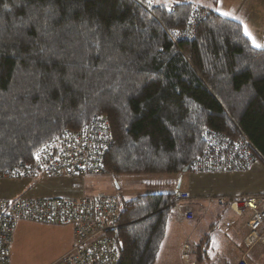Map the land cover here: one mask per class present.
<instances>
[{"label":"trees","instance_id":"1","mask_svg":"<svg viewBox=\"0 0 264 264\" xmlns=\"http://www.w3.org/2000/svg\"><path fill=\"white\" fill-rule=\"evenodd\" d=\"M199 1L0 0V177L95 116L113 132V179L180 175L209 131L247 138L264 161V48ZM198 5L206 20L176 44ZM173 196L124 201L118 264L156 263Z\"/></svg>","mask_w":264,"mask_h":264},{"label":"built area","instance_id":"2","mask_svg":"<svg viewBox=\"0 0 264 264\" xmlns=\"http://www.w3.org/2000/svg\"><path fill=\"white\" fill-rule=\"evenodd\" d=\"M168 11H174V6H169ZM207 15V10L194 6L185 28L172 33L173 42L193 40L199 24ZM204 141V155L194 161L188 171L208 174L244 172L261 158L245 137L233 140L222 133L209 131L204 135ZM113 142L108 120L95 116L81 129L66 131L60 138L38 149L31 164H20L3 177L102 176L106 174L105 161ZM190 201V194L179 189L174 193L170 210L179 212ZM216 202L239 217L250 212L247 221L249 234L243 243L245 252L259 243L264 244V196L218 198ZM123 209L121 198L104 194L0 200V264H12L14 235L21 222L72 228L71 249L52 264H118L120 249L113 235L120 226ZM183 215L186 220H193L192 214L184 212ZM235 224L234 221H222L216 225V231L229 234ZM235 264H249L246 253L239 256Z\"/></svg>","mask_w":264,"mask_h":264},{"label":"rangeland","instance_id":"3","mask_svg":"<svg viewBox=\"0 0 264 264\" xmlns=\"http://www.w3.org/2000/svg\"><path fill=\"white\" fill-rule=\"evenodd\" d=\"M159 1L153 0V4L156 5ZM198 4L213 8L226 18L230 17L231 11L238 7L241 8V6L245 11L248 8H255L261 16L264 13V0H216L215 5L213 0H200ZM168 5L171 6L172 4ZM106 174L85 178L0 177V200L78 198L83 195L117 194V197L128 201L139 195L171 193L170 191H174L176 185L182 181V187L187 189L189 186L188 188L191 189L194 197L202 196V193H205L206 197H213L214 203H209L213 205L209 211V214L213 216L216 211H219L217 202H215L219 197L213 196L211 192L215 189V185L224 191L234 181L235 189H242L246 194L253 196H264V161L261 159L251 165L248 171L242 174V178L236 180L226 179L229 177L225 174L209 175L193 171L173 175L177 176V182L172 180V175H127L114 180L112 176ZM203 184L206 186L205 190H203L204 188L201 189ZM225 184L226 186H224ZM192 200L193 198H191ZM249 215L250 212L245 217L237 219L245 221ZM194 220L195 217L193 216L192 221ZM15 232L14 241L17 251L14 254L12 264H49L52 256L60 248L66 247L68 243L73 244L70 227H53L39 223L21 222L17 225ZM261 246L257 247L260 251ZM253 261L264 264V250L259 256L255 255Z\"/></svg>","mask_w":264,"mask_h":264},{"label":"crops","instance_id":"4","mask_svg":"<svg viewBox=\"0 0 264 264\" xmlns=\"http://www.w3.org/2000/svg\"><path fill=\"white\" fill-rule=\"evenodd\" d=\"M242 8L243 6H241V8L238 7L235 10L233 9L234 11H231L230 17L228 18L241 23L243 29L245 26L247 27L248 32L251 34V38L247 37L251 40L252 44L254 40L256 44L264 46V13L261 16L255 8H248L246 11ZM256 48L263 49L264 47ZM244 172L215 174H225L229 177L226 179L236 180L242 178V174ZM177 179V176H173L172 178L174 182H177ZM224 186H226V184ZM188 187L187 189H184L182 187V181H180L179 184L176 185L175 190L170 191L171 193H175L179 189L186 191L190 194L193 200L185 204L181 211H171L167 234L155 264H200V259L204 260L203 264H235L236 259L244 253H246V258L249 264H258L253 261V258L255 255L259 256V254L264 250V244H257L247 252L243 249L244 240L249 234L247 221L251 214L247 217V219H245V221H242L237 218H243L246 214L242 217L236 216V214H234V212H232L228 207H223L216 203L219 211H216V214L212 216L209 214V211L213 205L209 203H214V199H212L213 197H206V195H204L205 193H202V196L194 197L191 193V189ZM205 188L206 186L203 184L201 189L205 190ZM214 188L215 189L211 192L213 196L219 198L253 196L251 194H246L242 189H235L234 181L229 184L228 188L224 191L221 187H218V185H215ZM113 195L118 196L117 194H110L109 196ZM122 201L124 203L123 199ZM184 212L192 214L195 217V220H186L183 215ZM222 221H234L236 223L234 229L229 234L224 235L216 230H212V225L218 224ZM71 245L73 244L68 243L66 247L60 248L52 256L49 264L54 263L60 257L65 255L71 249ZM259 245H262L261 251L257 248ZM16 251L17 246H15L14 241L12 246L11 262H13Z\"/></svg>","mask_w":264,"mask_h":264},{"label":"snow or ice","instance_id":"5","mask_svg":"<svg viewBox=\"0 0 264 264\" xmlns=\"http://www.w3.org/2000/svg\"><path fill=\"white\" fill-rule=\"evenodd\" d=\"M244 33H245L246 36H248L249 38H251V34L248 32L246 26L244 27ZM253 44H254L255 47H264V46H261L259 44H256L254 40H253Z\"/></svg>","mask_w":264,"mask_h":264},{"label":"water","instance_id":"6","mask_svg":"<svg viewBox=\"0 0 264 264\" xmlns=\"http://www.w3.org/2000/svg\"><path fill=\"white\" fill-rule=\"evenodd\" d=\"M185 172H188V170L186 169ZM115 184L117 185V182L115 181Z\"/></svg>","mask_w":264,"mask_h":264}]
</instances>
